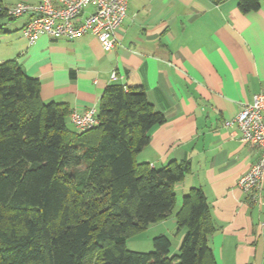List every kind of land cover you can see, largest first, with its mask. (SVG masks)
Listing matches in <instances>:
<instances>
[{
	"label": "crops",
	"instance_id": "1",
	"mask_svg": "<svg viewBox=\"0 0 264 264\" xmlns=\"http://www.w3.org/2000/svg\"><path fill=\"white\" fill-rule=\"evenodd\" d=\"M41 1L2 0L7 8ZM27 22L28 16L0 21V63L18 60L40 80L44 102L63 103L71 115L98 108L105 89L121 83L142 87L165 114L137 160L153 168L188 161L191 171L175 184L178 209L147 234L167 235L175 252L184 235L175 213L185 194L202 188L217 225L209 238L216 264H264V179L261 204L239 186L260 150L225 124L264 92V5L245 14L238 0H129L111 50L92 33L75 40L43 35L29 44Z\"/></svg>",
	"mask_w": 264,
	"mask_h": 264
},
{
	"label": "trees",
	"instance_id": "2",
	"mask_svg": "<svg viewBox=\"0 0 264 264\" xmlns=\"http://www.w3.org/2000/svg\"><path fill=\"white\" fill-rule=\"evenodd\" d=\"M238 5L247 14L264 0ZM9 17L0 0V21ZM41 92L18 60L0 63V264H216L209 238L217 225L202 188L175 213L184 231L178 252L163 234L153 251L127 247L174 214L175 184L191 171L188 161L153 168L137 160L167 121L142 87L109 85L99 123L82 131L67 105L44 102Z\"/></svg>",
	"mask_w": 264,
	"mask_h": 264
},
{
	"label": "built area",
	"instance_id": "3",
	"mask_svg": "<svg viewBox=\"0 0 264 264\" xmlns=\"http://www.w3.org/2000/svg\"><path fill=\"white\" fill-rule=\"evenodd\" d=\"M129 0H42L37 4L19 2L9 8L12 18L28 16L22 29L29 44L41 36L52 39L75 40L87 33L94 34L107 50L114 49L118 39L116 31L127 16ZM92 11L85 15V9ZM112 79L118 78L114 71ZM70 121L78 130H86L99 123L98 108L72 111ZM226 126H237L244 143L257 147L260 158L240 178L239 186L251 199L261 204L264 179V92L255 94L245 102L239 113L225 121Z\"/></svg>",
	"mask_w": 264,
	"mask_h": 264
},
{
	"label": "rangeland",
	"instance_id": "4",
	"mask_svg": "<svg viewBox=\"0 0 264 264\" xmlns=\"http://www.w3.org/2000/svg\"><path fill=\"white\" fill-rule=\"evenodd\" d=\"M179 204H177L176 209H178ZM147 231V230H146ZM144 234H138V236L136 235V237H133L131 239H129V241L127 242V247L130 250H135V251H143V252H150L154 250V246L152 243V238H154L153 236L148 235V231ZM143 233V232H142ZM176 241L174 240V248H176ZM175 252H178V249H175Z\"/></svg>",
	"mask_w": 264,
	"mask_h": 264
}]
</instances>
